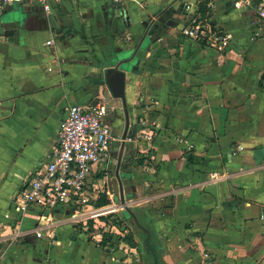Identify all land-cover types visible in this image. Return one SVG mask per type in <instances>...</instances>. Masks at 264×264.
<instances>
[{"label":"crops","instance_id":"1","mask_svg":"<svg viewBox=\"0 0 264 264\" xmlns=\"http://www.w3.org/2000/svg\"><path fill=\"white\" fill-rule=\"evenodd\" d=\"M234 3L63 0L49 11L38 2L0 6V264H264V24L254 9ZM189 17L204 26L199 39L182 33ZM215 35L228 45L220 49ZM117 59H131L126 141L123 103L102 72ZM99 98L110 102L114 133L109 164L91 177V184L105 186L97 203L102 195L110 198L108 192L120 201L116 174L126 142L120 176L148 236L122 211L113 224L128 223L136 246L112 233L114 239L95 241L93 221L86 231L58 210L46 213L53 225L40 230L41 237L32 232L12 241L15 195L30 172L48 162L67 109ZM142 120L155 133L153 146L137 139ZM213 174L226 177L214 180ZM36 214L29 213L25 230L36 226Z\"/></svg>","mask_w":264,"mask_h":264},{"label":"built area","instance_id":"2","mask_svg":"<svg viewBox=\"0 0 264 264\" xmlns=\"http://www.w3.org/2000/svg\"><path fill=\"white\" fill-rule=\"evenodd\" d=\"M63 0H0V6H12L15 4H26L30 2L41 3L47 11L51 9V3H60ZM80 1V0H71ZM124 0H113L114 3H122ZM236 9H254L260 21L264 24V0H235ZM192 5L186 7L188 12L192 11ZM189 24L183 28L182 33L186 38L199 39L204 33V26L196 17H189ZM215 44H221L220 49L228 45V40L218 36L213 37ZM48 44H53L49 41ZM109 108L104 99H97L89 106H71L66 111V116L60 125L57 147L48 156V162L41 165L29 174L20 190L14 198L13 218L16 232L11 236L12 241L26 237L28 233L34 232L41 237L40 230L53 225L51 216L58 210L70 214V220L79 224L86 231H91L89 222L93 221L96 233L103 228H109V233L114 236L121 235L117 224H109L101 219L115 217L125 211L121 201L115 200L114 192H108L111 203L98 206L97 200L100 193H105L103 188L91 184V177L98 166L108 165L111 158V141L114 129L108 120ZM141 130L137 135L138 140L148 141L154 145L155 133L148 129L146 120L141 121ZM131 139V138H130ZM226 176L213 174L212 179L221 180ZM130 206V202L127 201ZM37 210L36 226L29 232L24 225L29 213ZM117 222L121 220L116 216ZM43 224L41 225V222ZM98 224V225H96ZM102 224V225H101ZM96 225V226H95ZM101 225V226H100ZM94 230V231H95ZM55 237V235L53 236ZM98 240L103 235L99 234ZM208 258L209 254H205Z\"/></svg>","mask_w":264,"mask_h":264},{"label":"water","instance_id":"3","mask_svg":"<svg viewBox=\"0 0 264 264\" xmlns=\"http://www.w3.org/2000/svg\"><path fill=\"white\" fill-rule=\"evenodd\" d=\"M140 46L137 48L136 54L140 50ZM135 55V54H134ZM131 59H117L112 62H106L112 64V66H107L105 69H103V77H104V82L108 86L109 90L112 93V96L115 99H120L123 103V109L124 113L126 116V132L123 136V140L126 141L127 138H131V136L128 135L129 128H130V116H129V110H128V94H127V66L130 63ZM126 142L122 144L120 148V153L121 157L118 159V171L116 174V177L119 182L120 186V201L121 204L124 205L125 213L127 214L128 217L132 218L136 225L142 228V225L135 214L134 210L127 205L126 201V196L124 193V187H123V182L120 176V168L122 164V160L124 157V151L126 148ZM143 229V228H142ZM146 230V229H144Z\"/></svg>","mask_w":264,"mask_h":264},{"label":"trees","instance_id":"4","mask_svg":"<svg viewBox=\"0 0 264 264\" xmlns=\"http://www.w3.org/2000/svg\"><path fill=\"white\" fill-rule=\"evenodd\" d=\"M204 11V9H202ZM111 203V200L110 198L106 197L105 195H102V197L99 199L97 205L98 206H104V205H107ZM135 226V228L137 229V231L142 235V236H145L147 237L148 236V233L147 231H145V227L142 225V228H140L139 226H137L135 224V222L133 221L132 218L130 217H127ZM150 234V233H149ZM126 242L130 243L131 246L135 247L136 246V242L133 238V235L131 234L129 237H127L125 239ZM108 243V237H106L103 241V244L102 245H106ZM147 246H148V250L149 252L151 253H155L156 252V245H154V241L153 240H147ZM153 264H164V262H161L160 260H155V262Z\"/></svg>","mask_w":264,"mask_h":264},{"label":"rangeland","instance_id":"5","mask_svg":"<svg viewBox=\"0 0 264 264\" xmlns=\"http://www.w3.org/2000/svg\"><path fill=\"white\" fill-rule=\"evenodd\" d=\"M117 102V100H114V99H112V102H111V105L113 104V102ZM108 105H110V102L108 103ZM111 184V183H110ZM112 187L113 188H115V190L116 191H118L117 190V184H116V181L114 180L113 182H112ZM101 188H105V186H101ZM104 218V217H103ZM109 222H110V224H113V223H117V218H116V216H115V218H110L109 217ZM68 222H71V223H73L71 220H68ZM121 224V227H120V231H121V235H119L118 237H120V240H125L127 237H129L131 234L133 235L134 233H133V229H131L130 227H129V225H128V223H125V222H120ZM73 224H75V223H73ZM76 225V224H75ZM79 225V224H78ZM97 232V230H95L94 232H93V235H92V237H90V238H93V237H97L99 234H102V235H107L110 239L111 238H113L114 239V237H112V234L111 233H109V229H107V227L105 228V230H104V232H103V229H101V232L100 233H96ZM95 241H97V238H95ZM152 264V263H151Z\"/></svg>","mask_w":264,"mask_h":264}]
</instances>
